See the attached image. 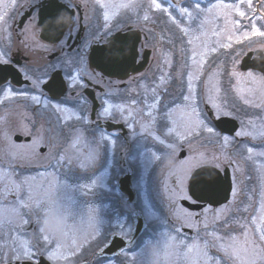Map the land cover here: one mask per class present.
Masks as SVG:
<instances>
[{
  "label": "rangeland",
  "instance_id": "obj_1",
  "mask_svg": "<svg viewBox=\"0 0 264 264\" xmlns=\"http://www.w3.org/2000/svg\"><path fill=\"white\" fill-rule=\"evenodd\" d=\"M170 1L176 4H171ZM201 1L203 0H116L115 4L110 2L108 9L113 18L112 22L115 21L118 26L132 23L130 12L137 9L144 19L147 17L148 20L156 22V30L160 35L158 47L155 46L154 49V57L157 59L155 64L160 65L158 87H167L170 84L181 96H191L193 105L197 103L198 88L201 87L203 92L214 93L221 81L237 83L239 90L248 91L249 96L257 91L249 90L250 87L257 88L258 91L262 87L260 92L264 94V75L253 70L243 71L239 67L241 58L249 50H264V36L257 34L264 33V0L258 1L259 6H254L255 0ZM8 2L13 1L0 0V9ZM156 4L161 7L158 9ZM178 4L187 9L184 20L174 14ZM241 12L244 13L243 16L240 15ZM148 75L150 77L151 73ZM11 91L9 87L0 88V264L20 261L14 258L13 249H20L25 242L33 251L32 258L26 260H34L38 254L45 253L53 264H83V261H92L98 245L105 242L110 233L121 230L124 220L127 224L126 236H130L132 229L129 232L128 229L141 213L144 224L149 227L153 225L157 232L155 236H147L149 234L145 230L143 242L137 250L138 255L128 254V258L137 256L140 261H128L130 264H207V261H200L199 251L202 247L200 239L197 238L199 234L192 239L186 236L187 239L176 240L170 233L175 218L181 223L178 224L181 227L190 225V221L185 218V212L180 206L182 196L179 195L186 170L185 159L178 157L186 142L184 131L175 132L174 139L169 144L161 138V133H156L158 137L153 133L157 120L155 116L171 113L168 98L162 100L155 94L154 98L148 100L143 96L141 102L129 104L127 109L131 135L127 145L130 147L125 149L123 155L126 161L123 170L131 169L134 176L136 202L132 204L120 196L117 180L114 181L123 172L119 163V150H116L115 158L111 153L107 167L102 166L103 169L98 170L104 154L103 145L98 140H91L84 129L70 126L73 120L81 119L82 116L78 118L79 113L89 114L90 105L70 104L66 99L51 104L48 99L39 95L43 103L51 104L42 106L49 111L46 112V128L44 131L43 128L40 129L31 143H20L14 139L16 132H24L20 128L27 132L33 130L34 134L38 129L21 127L23 120L29 115L23 107L10 113L9 100L13 96ZM147 91L145 87L144 94ZM263 94L260 96L261 101H264ZM248 100L253 102L254 99ZM209 101L212 105L219 106L217 113L230 112L223 109L225 107L222 103L211 98ZM257 101L259 100L254 104ZM175 110L178 111L177 108ZM133 112L136 115L131 116ZM55 113L60 115L58 124H67V130L72 132L66 136L65 133L64 143L58 146L49 130L51 123L56 124ZM14 117L15 123L12 122ZM86 118L88 121V115ZM179 123L181 122L178 119H174L175 126ZM140 130L139 136L137 132ZM168 137L171 138L169 135ZM151 140L155 142L154 148L148 143ZM51 141L55 143L52 144ZM113 144L118 146V142L112 140L111 148L114 147ZM40 146H46V150L40 151ZM141 146V151H132L135 147L140 149ZM167 146L170 148L166 149ZM56 147H59V156L53 152ZM63 160L73 171L82 174L79 180L71 179L70 173L61 171L54 164L47 166L51 161L60 163ZM88 175L93 177L87 180ZM111 177L113 180L109 182ZM16 184H21L22 187L16 189ZM10 190L11 195L8 194ZM52 195L58 201L61 211L68 214L69 224L62 237L49 235L43 227L48 208L47 198ZM113 202L118 204L113 205ZM263 206L264 203H259L255 208L257 212L260 210L259 215L264 212ZM125 210L129 212L128 216L124 219L117 217ZM106 211L112 215L110 220L105 217ZM172 216L175 218L170 220L169 217ZM260 223H264V218ZM259 233L264 234L262 229ZM223 234L219 246L227 247L237 243L234 246L235 251L228 256L231 259L244 256L247 253L246 248L252 252L257 247L248 239L250 234L245 232L235 241L231 239L232 235L226 232ZM45 237L48 238L47 243L44 242ZM194 244L198 247L193 248ZM37 247L39 252L36 251ZM51 252L56 253L53 259L48 258ZM126 254L125 251L124 255ZM237 262L239 261L224 259L219 261L220 264ZM252 263L254 261H240V264Z\"/></svg>",
  "mask_w": 264,
  "mask_h": 264
},
{
  "label": "flooded vegetation",
  "instance_id": "obj_2",
  "mask_svg": "<svg viewBox=\"0 0 264 264\" xmlns=\"http://www.w3.org/2000/svg\"><path fill=\"white\" fill-rule=\"evenodd\" d=\"M11 1L13 2H8L0 9V63L8 66L11 71H19L22 77L29 82L18 85L8 79L0 84V88L9 87L12 90L11 94L13 96L9 100L10 113L20 107L29 112L21 127L38 129L34 134L33 130L27 132L20 128L19 130L25 133L16 132L24 136L18 142L31 143L36 138L37 132L42 128L44 131L46 128V112L49 111L43 109L42 106L46 107L48 104L47 102L43 103L42 100L37 103L31 99L32 96H39L43 93L42 98L48 99L51 104L66 99L70 104L90 105L92 108L93 101L87 94L90 93L98 102L94 118H91L92 110L90 108L89 115L85 114L84 119L82 117L80 120H73V126L84 129L91 140H98L103 145L104 154L98 170L103 169L102 166L105 168L110 164L108 158L111 157V153L115 158L116 150H119V163L120 168L123 170L126 164L123 155L125 149L130 147L127 145L128 138L131 135L127 118L129 115L127 114L128 107L132 103L138 104L144 97L150 100V98H154L155 94L158 98L161 97L162 100L168 98L171 113L155 116L157 120L153 126V133L155 135L161 133V138L169 144L173 141L175 132L184 131V141H186L183 144L185 154L183 158L186 165L184 177L193 167L198 169L206 166L215 174H220L218 172L221 171L222 178L225 177V171L227 170L232 180L229 200L218 205L195 199L192 192L196 194L198 187L196 186L195 190L191 186L189 195L193 196L196 203L186 199L188 202L184 205L181 202L183 197L180 198V206L185 212V218L189 219L190 225L178 226L181 223L176 220L175 216L169 217L170 220L175 218V224H172L170 233L177 239L181 237L187 239L186 236L182 235L183 233L190 239L197 237V234H199L197 238L200 239V247H202L199 251L200 261H207V264H212V262L206 260L202 254L203 251H207L209 256L217 261L224 259L225 261H239L233 264H240V261H254L252 264H264V237H262L264 234L259 233L261 229L264 232V223H260L264 218V212L259 215L260 210L257 212L255 209L257 204L264 203V101L260 100V96L263 94L260 92L262 87H259L260 91L257 88L250 87L249 90L258 91H255L254 95L251 94V97L248 91L239 90L237 83L221 81L217 84L214 93L212 91L203 92L204 90L201 87L198 88L197 103L193 105L191 96L186 100L181 94L176 93L173 90L174 87L170 84L167 87L165 85L158 87L160 65L155 64L157 59L154 57V49L158 47L157 42L160 36L156 30L158 26L154 20L144 19L138 9L130 12L132 23L118 26L115 21L112 22L113 18H111V12L108 9L110 2L113 1V4H115L116 0ZM45 14L47 17L49 15L53 16V23L48 25L47 28H43L40 24L41 16ZM24 16L26 17L23 18ZM65 16H69V18L66 25L58 33V26ZM120 30H133L135 34H141L136 46V64L143 60L145 52L149 57V62L144 69L139 72L130 71L123 77L107 75L89 63L91 48L95 44L106 42L110 35ZM42 32L46 37L42 35ZM150 73L151 76L148 77ZM259 74L261 73L259 72ZM52 75L53 77L55 75L60 77L63 80V86L66 88L65 93L58 96V98H51V93L42 88V85ZM33 82H37V84L34 86ZM262 85H264V82H262ZM145 87L148 90L146 94H144ZM152 89L154 90L152 91ZM210 98L222 103V106L225 107L223 109L230 112L217 113V108L213 107L209 101ZM248 99L254 100L251 102ZM256 100L259 101L254 104ZM51 104L48 106H51ZM176 108L178 111L175 110ZM53 109H56L55 106ZM192 109H195V111H192ZM87 115L89 116L88 122L86 121L87 118L85 119ZM134 115L136 114L133 112L131 116ZM59 116L55 113L56 124L51 123V127L49 126L50 133L52 138L56 140L57 146L64 143L63 135L65 133V136L72 133L67 128L65 129L64 125L58 124V121H60ZM81 116L79 113L78 117ZM221 116H228L237 121L236 129L233 132H227L215 124V118ZM174 119H178L181 123L175 126ZM12 120L15 123V117ZM85 121L87 124L83 123ZM108 121L122 123L123 129L107 131L105 123ZM200 121H203V124H200ZM65 125L67 126V124ZM206 127H212L213 133H208L205 130ZM139 133H141V130L137 132V135ZM237 133L242 134L237 135ZM54 135L55 137H53ZM25 137L30 138L25 140ZM224 137L228 138V143H225ZM152 138L156 140L155 137ZM112 140L115 143L118 142V146L113 144L114 147L111 148L110 142ZM51 143L54 144L55 142L51 141ZM148 143L152 144L150 141ZM152 147L154 148V145ZM41 148H44L43 151L46 150V146H40V151H42ZM58 148L56 147L53 152L59 156ZM166 148L169 149L170 147L167 146ZM142 149L141 146L140 149H132V151L136 152ZM49 164L56 165L58 169L73 170L71 166L66 165L64 160L60 163L59 161L55 163L51 161ZM95 165L96 163L93 167ZM114 168L117 167L114 165ZM125 170H123L122 175L130 174L133 185L134 177L131 169ZM95 171H93V176ZM122 175L118 174L114 181ZM112 180L111 177L109 182ZM187 183L185 181V185ZM199 194L202 196L200 189ZM120 196L127 199V196L123 193ZM135 202L136 198L131 201L132 204ZM116 203L113 202V205ZM141 212L143 211L141 210ZM128 213L125 210L123 214H118L117 217L124 219L128 216ZM111 216L110 212L106 211L105 217L108 220L112 218ZM124 222L121 230L110 233L106 241L98 245L94 253V259L89 261L88 264H130L128 261H140L137 256L128 258V254L138 255L139 243L134 248L129 246L133 244L132 241L135 238L134 235L131 238L126 237L127 224L125 220ZM133 223H131L128 232L130 229H134ZM223 232L232 235L231 239L234 241L239 239L243 232L250 234L248 239H251L257 247L252 252L246 248L247 253H244V256L231 259L217 247L219 241L223 240ZM218 233L222 234L219 235ZM113 234L125 238L126 245L119 250L115 249L116 252L113 254H104L102 250L111 241ZM214 234H216L215 237H218V239H215L216 241L213 239ZM206 244L209 245L207 249L204 248ZM236 244L231 245L234 247ZM125 251L127 252L126 255H124ZM35 263L36 259L33 260V264Z\"/></svg>",
  "mask_w": 264,
  "mask_h": 264
},
{
  "label": "water",
  "instance_id": "obj_3",
  "mask_svg": "<svg viewBox=\"0 0 264 264\" xmlns=\"http://www.w3.org/2000/svg\"><path fill=\"white\" fill-rule=\"evenodd\" d=\"M53 16L45 15L41 16V24L43 28H47L48 25L53 23ZM69 16L61 21L58 26V32L66 25ZM139 40L138 34L134 32H117L108 38V42L103 44L95 45L89 55L90 63L103 71L106 74L122 76L129 71L141 70L148 61V56L144 54V60L138 65L136 64V46ZM252 57V55H254ZM242 69L254 68L262 71L264 73V52L262 50L251 51L245 55L241 63ZM8 77H11L12 81L21 84L23 82H28L27 80H22L21 75L17 71H11L8 66L0 64V83L5 81ZM59 82V83H58ZM53 97L59 96L64 93L65 88L62 85L61 78L55 75L51 80L43 85ZM91 98L92 95L89 94ZM94 100V99H93ZM96 103L93 105L92 117H94V112L96 109ZM218 126L227 132H233L236 129L237 121L230 117H221L216 120ZM122 124H116L114 122H107L106 127L108 129H115L122 127ZM16 139H21L20 135L15 136ZM183 154V153H182ZM206 169L202 170L197 175V182L193 184V187L198 191L195 196L202 200H208L211 203L219 204L227 200L229 192L231 190V183L228 174L225 178H222L220 174H215L210 170L209 167H204ZM201 169V168H199ZM198 169V170H199ZM201 186V189H200ZM121 188L124 189L130 198L133 196V192L130 188L129 177L126 176L121 179ZM199 189L202 191V196L199 194ZM196 192V191H195ZM141 222L138 223V228ZM123 244L122 240L115 238L111 246L106 250V252H112L115 247L113 244ZM6 264H31L30 261L23 262H9ZM37 264H52L44 256H40Z\"/></svg>",
  "mask_w": 264,
  "mask_h": 264
},
{
  "label": "snow or ice",
  "instance_id": "obj_4",
  "mask_svg": "<svg viewBox=\"0 0 264 264\" xmlns=\"http://www.w3.org/2000/svg\"><path fill=\"white\" fill-rule=\"evenodd\" d=\"M155 6L158 9L161 7L160 4H156ZM184 11L186 12L187 9H184ZM240 15L243 16L244 13L241 12ZM145 19H147V17H145ZM257 34L264 36V33L257 32ZM224 47H230V45H224ZM235 74L236 73H233V75H235ZM249 75H251V73ZM73 79L75 80V78H73ZM161 79H164V78L161 77ZM33 84L35 86L37 84V82H33ZM189 88L191 89V77H190ZM41 95H43V93H41ZM31 99L34 100L37 103L41 102V97L40 96H32ZM185 99L187 100V99H189V97H185ZM213 107L218 108L219 106L214 104ZM194 111H195V109H194ZM199 123L203 124V121H200ZM205 130L208 133H213V131H214L212 127H206ZM241 134L242 133H237V135H241ZM224 141H225V143L229 142L227 137H224ZM204 169H206V168H201V169L197 170L195 167H193L192 169L189 170V173L184 177V180L181 181V185L182 186H181V188L179 190V195L180 196H182L183 198H185L187 200H190L192 203H196V200L193 198V196L189 195V191H190L191 186H193V184L197 182L196 178H197L198 173H200ZM185 181L188 182L187 185H185ZM21 187H22L21 184H16L15 185L16 189H19ZM8 194L11 195L12 194V190H10L8 192ZM24 223L26 224L27 221L25 220ZM213 239L214 240L218 239V237H214ZM44 242L45 243L48 242V238L47 237L44 238ZM213 246H216V245H213ZM192 247L195 248V247H198V246L194 244V245H192ZM208 247H209V245H207V244L204 246L205 249H207ZM217 247L219 248V250L223 251L226 256H230L232 254V252L235 251V248L233 247V245H229L227 247H224V246L220 245V246H217ZM36 251L39 252V248L38 247L36 248ZM41 254H45V253H41ZM202 254L206 258V260L211 261L212 264H219V261L213 260V258H211L209 256L207 251H203ZM13 256L17 260L31 259L32 256H33V251H32V248L29 247L28 243L25 242L23 245H21L20 249H15V248L13 249ZM55 256H56L55 252H51V253L48 254V258L49 259H53Z\"/></svg>",
  "mask_w": 264,
  "mask_h": 264
},
{
  "label": "clouds",
  "instance_id": "obj_5",
  "mask_svg": "<svg viewBox=\"0 0 264 264\" xmlns=\"http://www.w3.org/2000/svg\"><path fill=\"white\" fill-rule=\"evenodd\" d=\"M47 212L43 221L44 231L49 235L62 237L68 227V214L60 209V205L55 196L47 198Z\"/></svg>",
  "mask_w": 264,
  "mask_h": 264
}]
</instances>
